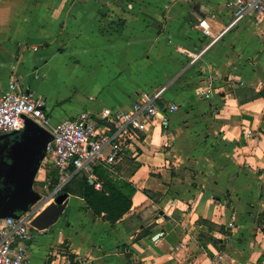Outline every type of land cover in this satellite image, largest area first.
<instances>
[{"label": "crops", "instance_id": "obj_1", "mask_svg": "<svg viewBox=\"0 0 264 264\" xmlns=\"http://www.w3.org/2000/svg\"><path fill=\"white\" fill-rule=\"evenodd\" d=\"M234 2L0 0V91L15 82L43 97L54 122L84 109H128L162 84L159 103L179 105L149 125L139 156L99 173L102 188L105 180L125 195L122 181L134 187L129 210L111 222L69 192L33 228L30 264H264V27L252 18L229 27ZM212 37L190 63L185 50ZM222 67L233 71L223 78ZM18 139L0 138V208ZM54 171L37 173L41 197L31 207Z\"/></svg>", "mask_w": 264, "mask_h": 264}, {"label": "built area", "instance_id": "obj_2", "mask_svg": "<svg viewBox=\"0 0 264 264\" xmlns=\"http://www.w3.org/2000/svg\"><path fill=\"white\" fill-rule=\"evenodd\" d=\"M234 9L229 27L247 18L264 27V0H235ZM199 25L205 34H211L206 20ZM215 40L216 37L200 51L185 50L190 63H196ZM166 89L165 84L151 93L142 92L128 109L112 106L100 110L84 109L75 116L55 122L45 108L43 97L21 90L15 82L11 83V90L0 91V135L23 131L26 119H33L51 133L39 170L43 167L55 170V177H44L47 191L37 206L18 217L0 218V264H30L35 228L32 222L38 214L37 209L48 205L50 200L54 202L70 180L84 174L95 180V187L101 189L100 168L112 169L126 157L139 156L149 125L159 116L166 122V115L179 109L177 103H159ZM210 91L203 93L208 95ZM55 178L57 184L53 183ZM233 223V220L229 222L230 225Z\"/></svg>", "mask_w": 264, "mask_h": 264}, {"label": "water", "instance_id": "obj_3", "mask_svg": "<svg viewBox=\"0 0 264 264\" xmlns=\"http://www.w3.org/2000/svg\"><path fill=\"white\" fill-rule=\"evenodd\" d=\"M8 134H17L19 139L11 144V161L3 167V172L10 178L8 180L13 185L0 208V218L18 217L40 199V194L34 189L35 177L51 138V133L31 118L26 119V127L23 131ZM8 134H2L0 138ZM90 182L93 183V180L90 179ZM57 183L58 179L55 178L54 184ZM69 195L70 193L64 190L58 194L55 201L48 204L34 218L33 225L38 228L43 227L46 221L60 210ZM43 221L45 222L41 226Z\"/></svg>", "mask_w": 264, "mask_h": 264}, {"label": "trees", "instance_id": "obj_4", "mask_svg": "<svg viewBox=\"0 0 264 264\" xmlns=\"http://www.w3.org/2000/svg\"><path fill=\"white\" fill-rule=\"evenodd\" d=\"M99 173L103 174V170H99ZM74 181H71L66 185H72ZM82 186L87 185L89 188L84 190L81 195L85 198L88 205L94 210L95 214L101 215L104 212V217L111 222H115L119 217L123 216L131 207L130 197L134 192V187L128 184L126 181H122L124 186H128L129 192L123 194L117 186L118 181L105 180V184L102 189H97L95 184H91L89 179L84 177L82 181H79ZM107 191H110L107 193ZM76 194H78L76 192ZM79 194V195H80ZM136 264H142L137 262Z\"/></svg>", "mask_w": 264, "mask_h": 264}, {"label": "rangeland", "instance_id": "obj_5", "mask_svg": "<svg viewBox=\"0 0 264 264\" xmlns=\"http://www.w3.org/2000/svg\"><path fill=\"white\" fill-rule=\"evenodd\" d=\"M212 39H213V37H212ZM211 39V40H212ZM210 40V41H211ZM210 41H208V43L210 42ZM207 43V44H208ZM182 52L184 53V54H186L185 52H184V50H182ZM187 55V54H186ZM228 67V66H227ZM227 67H225V68H223L222 67V73L220 74L219 73V76H221V77H223L224 75L226 76V77H228L229 75V73H230V71H233V70H227ZM233 69H235V68H233ZM229 71V72H228ZM228 72V73H227ZM212 78H214L213 76H211V78L209 79L210 81H212ZM224 78V77H223ZM162 86H164V84H162L161 86H158L157 88H161ZM199 89H197V91H198ZM196 91V92H197ZM185 108V107H184ZM185 110H188V108H186ZM201 112H210V109L209 108H204V109H202L201 110ZM209 116V115H208ZM209 118H211L210 116L209 117H206V119H209ZM185 118L184 117H182V115L180 114L179 115V118H178V121H179V124L180 125H183V123L185 122ZM188 122H190V124H192V125H194V126H196V122L195 121H188ZM207 122V121H206ZM210 122L212 123V119H210ZM180 152V151H179ZM180 154H183V152H180ZM183 156H186V155H184L183 154ZM190 158V157H189ZM186 163L185 162H182L181 163V167H185L186 165H185ZM191 164H194V162L193 163H191ZM189 167L192 169V167H191V165H189ZM185 168H188L187 166L185 167ZM52 169V168H51ZM107 168H100V170H106ZM55 172V171H54ZM53 174H55V173H53ZM84 178V174H80V175H78L76 178H75V180H80V179H83ZM35 190H36V192L37 193H39L40 194V196H41V193L40 192H38V189H37V185L35 184ZM87 188H89L87 185H83L82 186V184L80 183V182H78V181H74L73 182V184L72 185H69L68 187H65L64 188V191H67V192H72V193H78V194H80V193H82L84 190H87ZM46 193V192H45ZM50 203H51V201H49ZM36 203V202H35ZM34 203V204H35ZM49 203V204H50ZM47 207V205L46 206H44L42 209H41V211L40 212H38V214H40L45 208ZM37 214V215H38ZM36 215V216H37Z\"/></svg>", "mask_w": 264, "mask_h": 264}, {"label": "bare ground", "instance_id": "obj_6", "mask_svg": "<svg viewBox=\"0 0 264 264\" xmlns=\"http://www.w3.org/2000/svg\"><path fill=\"white\" fill-rule=\"evenodd\" d=\"M50 201H52V200H50Z\"/></svg>", "mask_w": 264, "mask_h": 264}]
</instances>
